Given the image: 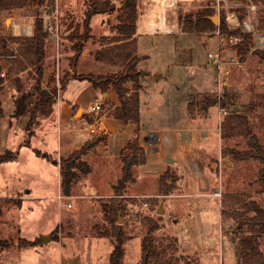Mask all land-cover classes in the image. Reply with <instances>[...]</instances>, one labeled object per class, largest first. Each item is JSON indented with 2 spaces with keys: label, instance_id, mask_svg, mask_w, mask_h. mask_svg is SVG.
<instances>
[{
  "label": "rangeland",
  "instance_id": "rangeland-1",
  "mask_svg": "<svg viewBox=\"0 0 264 264\" xmlns=\"http://www.w3.org/2000/svg\"><path fill=\"white\" fill-rule=\"evenodd\" d=\"M111 1L114 10L93 16L90 38L83 42L84 12L91 2L53 1L52 6L58 10L59 32L58 36L50 33L46 40L44 67L48 73L42 79L43 86L59 87L60 81L71 75L69 68L75 66L74 46L78 42L83 43V52L76 65L78 73L107 74L121 69L119 65L95 58L98 50L121 38L114 26L124 16L123 0ZM227 1V10L239 14L247 4L253 3V0ZM217 4L218 0H138L135 34L137 54L140 56L138 69L149 71L154 76L148 80L143 74L138 82L145 113L151 114V121L144 125L150 129L185 126L211 131L203 144H196L199 164L207 172L212 185L206 192L207 197L187 194L175 201L165 199L163 196L173 191L187 193V188L180 187L179 181L181 177L185 178L182 176L184 172L176 166L168 174L171 182L175 180V188L170 193L160 194L159 180L158 193L152 195L155 193L152 191L155 182L138 176L137 169L141 164L136 161L130 165L129 179L116 191L115 186L125 181L123 168L131 158L132 150L127 148L121 154L122 171L114 179L115 186L110 189L109 195L82 199L69 197L72 207L60 206L57 195L62 193V189L59 190L57 166L38 155L32 146L23 145L27 138L26 117L9 115L15 108L14 98L21 94L17 90V78L19 85L26 90L32 88L35 80L27 69H21L16 58L1 59L6 75L1 91L5 98L4 116L0 118V154L17 152L18 157L0 162V239L14 241L10 248L3 250L0 247V264H109L115 235L112 223L103 210V203L113 196L122 204L118 216L123 220L116 221L125 237L124 264L140 262L143 238L155 223L159 228L153 236L161 251L160 258H171L173 264H239V238L250 232L247 225L240 226V220L232 211L244 208L243 204L249 200H256L264 206V178L260 175L262 164L258 159L237 160L231 153L223 155L225 148L249 149L250 137L247 134L225 137L223 123L227 114L221 112L220 104L207 109L197 104L207 94L219 95L215 65L208 56V52L216 48L217 37L214 31H184L180 23L181 16L195 14L210 6L214 9L213 21L218 24L226 10L222 7L219 10ZM221 4L224 5V1ZM256 4L257 24L264 30V5ZM43 5L39 8L34 5L15 8L2 16L0 12V35L26 36L19 30L13 31L12 20L21 25L31 24L33 32L37 14L43 13ZM162 6L165 8L166 23L173 29L171 32H162L159 28L150 31ZM216 16L218 20L214 19ZM6 18L9 20L6 21ZM228 70L224 90L232 99L229 107L235 105L247 115L252 131L264 145V58L249 52L241 64L232 65ZM157 73H163L166 80H173L171 82L177 88L167 89L165 93L157 92L154 82ZM127 86L133 90L132 82H128ZM111 89L114 90L113 87ZM191 100L195 106L192 110L189 109ZM151 134L156 136L158 133L151 130L146 135L150 137ZM32 143L41 146L36 138L32 139ZM81 160H85L84 156ZM88 174H81L80 178ZM213 186H218L220 195L214 194ZM82 191L88 194L91 190L83 187ZM159 208L163 211L159 212ZM41 234L51 238L46 242L41 239L36 246H19L17 243L21 237L34 240ZM258 246L264 252V236L260 237Z\"/></svg>",
  "mask_w": 264,
  "mask_h": 264
},
{
  "label": "trees",
  "instance_id": "trees-1",
  "mask_svg": "<svg viewBox=\"0 0 264 264\" xmlns=\"http://www.w3.org/2000/svg\"><path fill=\"white\" fill-rule=\"evenodd\" d=\"M46 0H0V12L4 10L25 7L34 5L37 8L43 5ZM53 3L54 0H49ZM89 6L84 12L83 25L85 28L84 34L81 35V40L86 41L90 38L92 30L91 22L94 15L102 13L105 14L114 10L115 6L111 0H89ZM122 10L123 15L118 24L114 26L121 38L111 41L107 48L98 50L95 53V58L98 61L107 62L112 65H119L120 70L114 73H78L76 65L80 56L82 55L83 43L78 42L75 44L76 54L74 55V72L70 76H74L80 80L90 81L96 89L101 90L103 93L113 87L118 95L120 104L112 111L113 116L122 123L133 122L136 124V131L139 133L142 129L141 122V101L139 92V78L143 75V71L138 69L140 56L137 54V39L135 37L137 31L138 19V0H123ZM255 3H262L264 0H253ZM214 9L207 6L195 14H187L180 17V23L183 25L184 31H215L220 29L224 34L234 35L239 38L237 43L239 47V54L241 60H245L249 52L258 53L264 58V49H253L254 39L253 34L243 30L242 26L230 27L226 20V12L220 17V22L215 24L212 18ZM244 8L240 10V18L244 17ZM37 14L34 22V31L31 35L26 36H3L0 35V93L2 91L3 72L2 58L14 57L15 61L21 66L22 70H28L29 75L33 76L35 80L31 89H23L19 85L17 90L21 93L14 98L15 109L12 117L22 118L26 117L25 130L27 131V138L23 145L31 146V138L35 134V129L39 124L41 117H47L53 112L54 104L57 101L58 93L61 88H64L67 79L70 76H65L60 81V86H43L42 79L45 75V53H46V40L50 36V32L46 29L44 20ZM264 24V19H263ZM264 27V25H263ZM17 47L11 48L10 45ZM128 82L133 83V90L127 86ZM232 100L228 92H224V98H221L220 104L222 107H228L230 111L225 116L223 123V135L225 137H234L242 134L249 135V149L240 151L234 148L223 149V155L231 153L233 158L237 160L258 159L262 164L260 175L264 178V145L261 143L259 137L252 131L250 121L247 115L241 111H235V105L229 107V101ZM219 102L217 95L207 94L202 99V102H197L202 108L207 109L210 106ZM195 106L193 100L189 102V109L192 110ZM4 116L3 102L0 94V118ZM106 135H96L92 139L86 141L79 149L73 151L66 157H61L60 160L53 157L50 153L42 151L39 148H34L35 152L43 156L56 165L61 166V189L62 193L66 196L72 195V188L79 180L81 174H88L91 171L90 164L81 160L87 155L99 142L105 141ZM127 148L132 150L130 160L125 163L123 171L125 181L118 184L116 191L125 185L129 179L130 165L135 163L145 164L147 156L144 148L140 147L139 139L130 140L127 143ZM139 156L137 159L136 156ZM18 157L17 152L6 151L0 154V162L15 160ZM78 159V161H77ZM167 171L160 177V194L170 193L175 188V180L168 182L172 179ZM163 187V188H162ZM162 188V190H161ZM233 197V195H231ZM224 203V200H222ZM244 208H237L232 211V214L240 220V226L247 225L249 234L239 238L240 253L239 264H264V252L258 246V241L261 236H264V206L260 205L256 200L246 201ZM122 208L121 201L113 196L107 203H103V210L106 216L112 223L115 244L110 254L109 264H124L125 257V237L121 225L117 223L119 220V213ZM238 226V227H240ZM155 223L149 230V233L143 238L142 241V258L137 264H173L171 258H160L161 251L155 244L153 232L158 229ZM41 241L40 237L34 240H28L21 237L18 240L19 246H36ZM14 241L0 239V247L4 250L10 248Z\"/></svg>",
  "mask_w": 264,
  "mask_h": 264
},
{
  "label": "crops",
  "instance_id": "crops-1",
  "mask_svg": "<svg viewBox=\"0 0 264 264\" xmlns=\"http://www.w3.org/2000/svg\"><path fill=\"white\" fill-rule=\"evenodd\" d=\"M20 8L23 9L24 7ZM7 11H2L1 16ZM8 20L9 18H6V21ZM14 23L16 21L12 20V24ZM164 24L173 28V26L166 23V15L164 17ZM27 25L32 28L31 24ZM45 65L47 66L48 63ZM47 70L46 68L45 76L48 73ZM69 70L72 73L74 72L72 67ZM146 72L148 80H150V77H154L149 71ZM158 74L161 73H157L156 79H154L157 92L162 91V93H165L170 89L177 88V85L171 82L173 80H166L163 73L160 76ZM0 94L3 102L5 95L2 92ZM140 101L143 127L137 133L135 123H122L113 116L112 111L120 104L118 95L114 90L111 89L109 92L103 93L101 90L96 89L90 81L80 80L74 76H70L64 88L59 90L53 112L51 115L41 117L39 120L35 134L31 138V146L33 148H39L42 151L48 152L55 158H61L79 149L86 141L96 135H106L105 141L96 144L84 156V159L91 165V171L75 183L70 198L82 199L92 196L109 195L110 189L115 186L114 179L122 171L121 154L127 149V143L136 138L140 139V147L144 148L147 152V162L139 165L137 169L138 176L141 179L151 178V181L155 182L152 189L155 193L152 195H157L158 193L160 177L176 166L184 172L182 176H185V178L181 177L179 181L181 183L180 187L187 188V193L183 192L179 194L173 191L163 197L172 201H175L177 198L182 199L183 195L187 194H201L207 197L206 192L211 189L212 185L207 172L199 164L197 145H189L186 149H181L179 145L180 132L195 128L176 126L174 128L158 127L150 129L144 125L145 122L151 121V119L149 120L151 114L145 113L142 94ZM95 103H100L103 110L94 111L92 106ZM13 111L9 115L13 114ZM93 124H98L101 127L100 133L90 132V127ZM151 130H156L158 134L156 135L157 137H154L153 144L148 146V144H145L144 138H147L146 134ZM34 138L40 142V147L33 145L32 139ZM200 144H203V142ZM56 166L59 171V190H61V166ZM168 182L170 183L171 181L169 180ZM83 187L91 190L90 193H83ZM217 187L213 186V190ZM141 194L145 195L143 192ZM211 195L213 194L211 193Z\"/></svg>",
  "mask_w": 264,
  "mask_h": 264
},
{
  "label": "built area",
  "instance_id": "built-area-1",
  "mask_svg": "<svg viewBox=\"0 0 264 264\" xmlns=\"http://www.w3.org/2000/svg\"><path fill=\"white\" fill-rule=\"evenodd\" d=\"M221 1H224V5L221 4ZM227 0H218L217 7L220 10L221 7L226 10V20L230 27H236L241 25L243 30L246 32H250L253 34L254 46L253 49H264V30H261L257 24L255 11L257 9L256 3L247 4L245 6V13L243 19L240 18V14L236 11H229ZM43 18L46 29L48 32L55 34L58 36L59 32V16L58 10L54 9L52 3L50 4L49 0L46 4L43 5V13L39 15ZM19 30V33L23 32L24 35H31L32 28L26 24H13V31L16 32ZM217 37L216 48L214 50H210L208 52V56L210 60L215 65L217 80L219 83V95L218 99L220 104L221 98H224L225 92V82L226 74L229 72L228 68L232 65L241 64V57L239 54V47L237 45L239 38L234 35L224 34L217 29L214 31ZM5 72L1 73L2 77H5ZM94 111H102V105L100 103H95L92 106ZM220 110L224 114H228L230 109L228 107H222L220 104ZM219 131V130H218ZM90 132L92 133H100L101 127L98 124H93L90 127ZM211 135V131L206 128L203 129H191L188 131H181L179 135V145L181 149H186L189 145H196L202 143L204 140L208 139ZM155 134H151L150 137L144 138L145 142L150 146L154 142ZM215 195H220V191L218 188L214 190ZM70 196H66L63 193H59L57 195V199L59 200L60 206L62 207H72V202L68 199Z\"/></svg>",
  "mask_w": 264,
  "mask_h": 264
},
{
  "label": "bare ground",
  "instance_id": "bare-ground-1",
  "mask_svg": "<svg viewBox=\"0 0 264 264\" xmlns=\"http://www.w3.org/2000/svg\"><path fill=\"white\" fill-rule=\"evenodd\" d=\"M164 17H165V8L162 6V8L160 9L159 14H158L156 20L151 24L150 31H155L157 28H159V30H161V31H172L173 28L168 27V26H165V24H164Z\"/></svg>",
  "mask_w": 264,
  "mask_h": 264
},
{
  "label": "water",
  "instance_id": "water-1",
  "mask_svg": "<svg viewBox=\"0 0 264 264\" xmlns=\"http://www.w3.org/2000/svg\"><path fill=\"white\" fill-rule=\"evenodd\" d=\"M214 19L218 20L219 17L216 16V18H214ZM146 73H147V72H146L145 70H143V74H146ZM158 75L160 76L161 74H158ZM239 110H240L239 107H235V111H239ZM170 161H171V159H170ZM213 164H214V163H213ZM213 164H212V166H213ZM158 211H159V212H162L163 210H162V208H159ZM122 220H123L122 218L119 219L120 222H122ZM40 238H41L44 242H46V240L49 239V238H51V236H50V235L41 234V235H40Z\"/></svg>",
  "mask_w": 264,
  "mask_h": 264
}]
</instances>
